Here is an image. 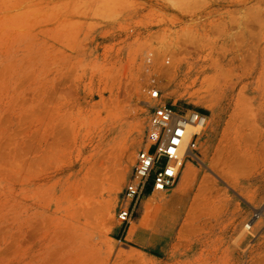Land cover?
Here are the masks:
<instances>
[{
  "label": "rangeland",
  "instance_id": "1",
  "mask_svg": "<svg viewBox=\"0 0 264 264\" xmlns=\"http://www.w3.org/2000/svg\"><path fill=\"white\" fill-rule=\"evenodd\" d=\"M156 87L206 153L121 239ZM0 264H264V0H0Z\"/></svg>",
  "mask_w": 264,
  "mask_h": 264
},
{
  "label": "built area",
  "instance_id": "2",
  "mask_svg": "<svg viewBox=\"0 0 264 264\" xmlns=\"http://www.w3.org/2000/svg\"><path fill=\"white\" fill-rule=\"evenodd\" d=\"M156 87L150 90L151 99L161 98ZM150 126L156 135L153 145L137 153L132 175L127 182L123 201L117 212L121 226V239H126L133 218L141 205L145 193L155 190L169 191L181 179L187 162L199 163V141L207 127L208 116L197 110L179 111L164 103L154 106Z\"/></svg>",
  "mask_w": 264,
  "mask_h": 264
},
{
  "label": "bare ground",
  "instance_id": "3",
  "mask_svg": "<svg viewBox=\"0 0 264 264\" xmlns=\"http://www.w3.org/2000/svg\"><path fill=\"white\" fill-rule=\"evenodd\" d=\"M153 7V6H152ZM167 74H169L168 72H166ZM166 73H163V74H166ZM164 76V75H163ZM164 82H162V84H161V86H159V88L161 87L162 89H163V91L165 92V91H168L169 89H170V83H168L167 84V82H165V84H163ZM173 86V85H172ZM161 89V90H162ZM171 90H172V88H171ZM170 91V90H169ZM244 91V90H243ZM167 93H170V92H167ZM239 95H241L242 96V98H244L245 96L244 95H242L241 93L239 94ZM247 95V94H246ZM240 96V97H241ZM244 96V97H243ZM222 98V97H221ZM241 98V101H243V99ZM246 98V97H245ZM245 98H244V100H245ZM199 99H201V98H199ZM212 100H214V99H212ZM236 100H240L239 98L238 99H236ZM247 100V99H246ZM243 101L244 102V104H242L243 102H241V104H242V106L243 105H245V106H243V107H247L246 106V102H248V101ZM211 101V100H210ZM219 101V100H218ZM144 102V101H143ZM147 102V101H146ZM206 102H208V101H206ZM220 102V101H219ZM235 102H237L236 104L237 105H239V102L240 101H235ZM161 102H160V99H158V100H155L153 103H151V102H148V105H154V104H160ZM214 103V102H213ZM221 103H223V102H221ZM249 103H247V105H248ZM207 104H205V107H207L206 106ZM223 105H224V103H223ZM236 105V106H237ZM222 106V105H221ZM220 106V107H221ZM240 106V105H239ZM209 107V109L210 110H212L214 113L216 112V109H218L217 107L215 108H213V107H211V106H208ZM207 107V108H208ZM248 109V108H247ZM246 109V110H247ZM222 110V109H221ZM220 110V111H221ZM222 113V112H221ZM220 114V113H219ZM214 115V114H213ZM250 115H251V113H250ZM212 116V115H211ZM215 116H216V113H215ZM220 116V115H219ZM218 117V116H217ZM252 117V116H251ZM250 117V118H251ZM216 119V118H215ZM212 121H213V119H212ZM252 121V120H251ZM207 127L204 129V131H202V133H201V135H200V141H199V153H200V149L202 150V154H203V156H204V154L206 153V150H205V146H206V144L208 143V141H204V142H202V138H203V136L207 133V131H208V128L210 127L209 126V124H210V121H209V119H208V122H207ZM212 124V123H211ZM142 125V124H141ZM151 129V128H150ZM211 131V130H210ZM157 131H154V133L152 134V135H156L157 133H156ZM114 147V148H113ZM120 148H121V146H120ZM119 148V149H120ZM207 148H209V147H207ZM206 148V149H207ZM112 149V150H111ZM116 150V147L115 146H112V148H110V150L109 151H111L110 153H107V154H109V155H107L108 156V161H111V162H108L109 164H113V162L112 161H115V164L117 163L116 161H118V160H116V159H119V161L118 162H120V160H122L123 161V158H124V154H126V150H127V145H125V143L122 145V149L121 150H117V151H120L119 153L118 152H116L115 150ZM108 152V151H107ZM118 153V154H117ZM121 153V154H120ZM118 155H121L120 157L118 156ZM119 158H118V157ZM206 156V155H205ZM194 158H196L197 159V161L200 163V164H203V160H201V158H200V156H198V158L197 157H195V156H193ZM207 157V156H206ZM208 158V157H207ZM124 160H125V158H124ZM122 161H121V163H122ZM124 162V161H123ZM125 166V165H124ZM128 168V167H127ZM126 168V169H127ZM193 170L194 169H192V163H190V162H187L186 164H185V167H184V169H183V173H182V177H181V179H180V182H179V186L177 187V189L174 191V193L173 194H171L170 195V197H168V198H166L165 196H164V192L165 191H160V190H155L154 192H153V194H151V196L147 199V201L146 202H149L150 203V205H151V208L152 207H156L157 206V204H158V202L160 203V205H162L161 207H163V211H166L170 206H172L173 204H175V203H177V202H181V201H183V199L187 196V194H189V187H191V186H189V185H192V184H190L191 183V181H192V179L194 178V172H193ZM115 177H117V176H115ZM117 180V178L115 179L114 178V181H113V183H117V182H119V181H116ZM112 183V184H113ZM116 183L114 184L115 186H116ZM192 183H193V181H192ZM119 185V184H118ZM117 185V186H118ZM231 187V186H230ZM113 188V186L110 188V190ZM115 188H117V187H115ZM115 188H113V189H115ZM111 190V191H114V190ZM119 189V188H118ZM201 190V189H200ZM116 191V190H115ZM204 191V190H203ZM202 196V195H201ZM114 200V199H113ZM200 201V200H199ZM146 205L148 204V203H145ZM202 204V203H201ZM159 205V206H160ZM202 206V205H201ZM158 209V208H157ZM106 210V212H105V214H107L108 216L110 215V212L112 211L111 210V208L109 209V208H106L105 209ZM201 210V209H200ZM205 210V209H204ZM207 210V209H206ZM209 211V210H208ZM216 213V212H215ZM212 214H213V212H212ZM144 218V217H143ZM143 218H141V220H140V225H141V227L142 226H145V223L146 222H144L145 220L143 219ZM147 220H148V218H147ZM146 220V221H147ZM151 220V219H150ZM149 220V221H150ZM148 221V222H149ZM151 222V221H150ZM148 224V223H147ZM132 226H133V224L131 225V228H130V230H132ZM186 227V226H185ZM251 228V226L248 224V225H246L245 224V227H244V230H247V229H250ZM130 230H129V232H130ZM241 231V230H240ZM243 231V230H242ZM128 232V233H129ZM245 232H243V234H244ZM242 235V233H238V235ZM237 235V236H238ZM237 236H236V239H238L239 237L241 238L242 236H238V238H237ZM239 238V239H240Z\"/></svg>",
  "mask_w": 264,
  "mask_h": 264
},
{
  "label": "trees",
  "instance_id": "4",
  "mask_svg": "<svg viewBox=\"0 0 264 264\" xmlns=\"http://www.w3.org/2000/svg\"><path fill=\"white\" fill-rule=\"evenodd\" d=\"M201 113H203V114H204L205 112L203 111V112H201Z\"/></svg>",
  "mask_w": 264,
  "mask_h": 264
}]
</instances>
